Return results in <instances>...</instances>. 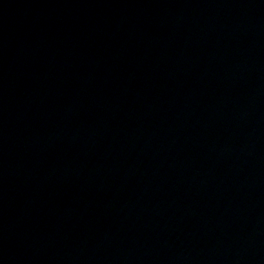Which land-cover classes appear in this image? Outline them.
<instances>
[{
    "label": "water",
    "instance_id": "95a60500",
    "mask_svg": "<svg viewBox=\"0 0 264 264\" xmlns=\"http://www.w3.org/2000/svg\"><path fill=\"white\" fill-rule=\"evenodd\" d=\"M264 173V0H0V264H177Z\"/></svg>",
    "mask_w": 264,
    "mask_h": 264
}]
</instances>
